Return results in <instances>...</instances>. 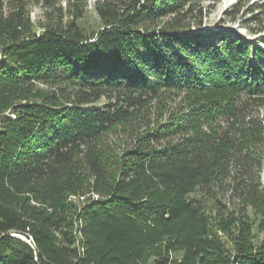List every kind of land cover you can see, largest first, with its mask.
Returning a JSON list of instances; mask_svg holds the SVG:
<instances>
[{
	"label": "trees",
	"instance_id": "1",
	"mask_svg": "<svg viewBox=\"0 0 264 264\" xmlns=\"http://www.w3.org/2000/svg\"><path fill=\"white\" fill-rule=\"evenodd\" d=\"M186 2L101 0L88 34L86 0H0V264H264V36L154 28ZM173 93L185 111L106 145Z\"/></svg>",
	"mask_w": 264,
	"mask_h": 264
},
{
	"label": "rangeland",
	"instance_id": "2",
	"mask_svg": "<svg viewBox=\"0 0 264 264\" xmlns=\"http://www.w3.org/2000/svg\"><path fill=\"white\" fill-rule=\"evenodd\" d=\"M87 1V12L86 16L79 23L86 33L91 32L100 28L101 22L96 12V4L101 0H86ZM63 8L65 4H63ZM29 14L31 22L34 25V29H39L46 23L45 10L39 4H32L29 6ZM65 11V10H64ZM179 13L170 14L164 16L157 20L154 24V28H162L168 26L166 23L171 21L174 17L178 18L181 22V26L189 28L186 33H197L202 34L206 32H218L220 34H225L226 37L233 35L234 37H239L242 39L249 40L253 42L260 36H264V0H187L186 5L183 9H179ZM70 20V16L65 14L64 24ZM224 36V35H223ZM224 36V37H225ZM42 88L48 90V86L37 85V88ZM183 97L178 96V94L173 93L170 98L162 101H154L148 106L143 112L142 120L139 124H136L137 129L132 132L121 129V131L115 133H109L106 138V145L112 146L117 149L119 146H124L126 141H129L131 134L136 133L139 125H142V131H151L153 124L158 122H163L167 120L169 113L174 112V114L181 113L186 109V102ZM105 99L100 102L102 106L105 103ZM251 108L253 109V114L259 117L264 123V103L258 102L256 104L251 103ZM135 137V136H134ZM179 138V137H178ZM176 140V138H175ZM174 140V141H175ZM171 142V141H170ZM164 142L159 143L157 146L161 147ZM119 145V146H118ZM261 183L264 189V162L262 165L260 173ZM86 198H98L96 193H87L84 196H72L71 199L75 202L81 203ZM252 213V212H251ZM249 222H251L252 237L256 244L264 239V233L257 230V225L260 222V217L252 213L249 217ZM214 234L223 242L227 249L233 250L235 245L229 235L225 232L220 231L219 228H214Z\"/></svg>",
	"mask_w": 264,
	"mask_h": 264
},
{
	"label": "water",
	"instance_id": "3",
	"mask_svg": "<svg viewBox=\"0 0 264 264\" xmlns=\"http://www.w3.org/2000/svg\"><path fill=\"white\" fill-rule=\"evenodd\" d=\"M17 237H19L20 239H22L24 242H26V243H30L25 237H22V236H20V235H18Z\"/></svg>",
	"mask_w": 264,
	"mask_h": 264
}]
</instances>
